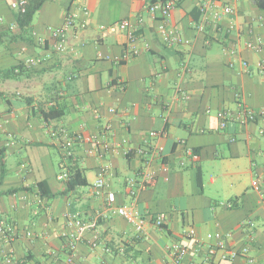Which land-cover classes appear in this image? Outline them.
I'll use <instances>...</instances> for the list:
<instances>
[{"label":"crops","instance_id":"crops-1","mask_svg":"<svg viewBox=\"0 0 264 264\" xmlns=\"http://www.w3.org/2000/svg\"><path fill=\"white\" fill-rule=\"evenodd\" d=\"M17 1L0 0V72L20 70L0 74V224L12 229L0 232V264H65L70 214L87 225L74 264H172L175 243L188 249L183 264H204L207 236L217 232L231 233V248L249 247L253 264H264V195L252 188L255 178L264 181V116L247 122L243 113L264 109V51L246 47L264 41V0H180L166 24L178 39L171 45L141 0H46L26 32ZM225 5L234 13L197 30L202 7L211 17ZM69 15L86 28L69 29V49L59 53L48 29ZM124 20L130 30H110ZM130 48L138 55L123 61ZM221 111L236 116L226 128ZM55 128L109 147L88 155L91 146H83L66 160L51 138ZM156 148L169 171L155 161L136 206L144 217L164 215L166 224L139 235L117 209L133 202L127 182L139 176L141 151ZM73 166L88 185L68 191L58 177ZM105 167L106 187L98 190ZM40 182L54 198H41Z\"/></svg>","mask_w":264,"mask_h":264},{"label":"built area","instance_id":"built-area-1","mask_svg":"<svg viewBox=\"0 0 264 264\" xmlns=\"http://www.w3.org/2000/svg\"><path fill=\"white\" fill-rule=\"evenodd\" d=\"M143 3H146L149 13L155 19H161L162 25L160 30L163 33L164 41L168 44H173L176 42V38L170 35L167 31L166 24L169 22L173 12L176 10L180 0H159L151 2V0H141ZM29 2L28 0H18L17 9L20 15H24L27 12ZM86 9H84L85 11ZM86 12V11H85ZM201 12L203 14L202 20L197 23V30L204 32L207 26L210 23L217 22L223 16H229L234 13V9L225 5L221 10H215L213 15L210 17L208 14V7H202ZM78 26L81 29L86 28L85 24H77L75 16L69 15L64 22V25L61 27H50L48 31L51 34L52 47L55 51L59 53H65L69 49V42L67 32L69 29ZM132 28V25L128 20H124L117 25H114L110 28L111 31H127ZM129 41L130 45L134 44L138 39L137 30L134 28L129 32ZM188 43V42H187ZM246 47L254 52L264 51V41L258 39L256 42H250L246 44ZM139 51L135 48H130L126 51L123 56V61H128L132 57L138 55ZM37 61L36 63H39ZM32 65L35 63L32 62ZM244 67L247 69L249 65L247 62L243 63ZM263 73L264 70L261 69ZM243 113L247 122H255L258 118L264 116V109L259 111L252 110L250 108H244ZM218 117L221 121V127L226 128L228 121L236 118L233 112L230 111H221L218 114ZM106 128V127H105ZM108 129V128H107ZM108 131V130H107ZM264 133V131H263ZM151 137H157V132H152ZM51 138L57 143L63 153V156L66 160H76L78 158L79 148L83 146H91V149L87 151L88 155H95L98 149H108V144L103 141H99V138L96 136L86 135L82 133H71L66 128H55L51 132ZM163 148H156L151 151V153H146L141 151V155L144 156L143 167L139 173V176L135 179H130L127 184L131 189L133 202L128 206H122L117 209V213L124 217L135 229L137 234H145L146 229L149 225H152L158 229H163L166 224V218L164 215H158L155 217H144L140 214L137 206L136 199L139 191L147 189L153 182L155 178V173L152 171V166L155 161L160 159L161 169L164 172H168V166L163 165ZM99 157H102L99 155ZM107 171V167L102 168L101 178L98 179L96 183V188L102 190L106 187L103 175ZM69 173L62 172L58 179L61 181L69 180ZM253 190L264 195V181L260 177H257L252 182ZM111 201V200H110ZM229 208H233L232 203H228ZM69 224L74 228V232L66 235L67 249L69 252L68 259L65 264H74L73 252L76 250V247L84 239V234L87 231V225L84 220L79 216V214H70L68 216ZM7 231L12 232L11 228H7L3 223L0 224V232L6 234ZM189 237H194L196 232L194 229H190L187 233ZM231 233H222L217 232L209 234L207 240L209 241L208 247L206 250V256L204 259V264H217L219 262H233L240 257L246 258L249 264L254 263V258L251 255V250L249 247H243L241 249L231 248L229 246V240L231 239ZM96 245H94L95 247ZM169 255L172 258V264H183L184 260L188 254V249L180 244L175 243L168 247Z\"/></svg>","mask_w":264,"mask_h":264},{"label":"trees","instance_id":"trees-1","mask_svg":"<svg viewBox=\"0 0 264 264\" xmlns=\"http://www.w3.org/2000/svg\"><path fill=\"white\" fill-rule=\"evenodd\" d=\"M46 0H29V6L27 9V12L24 15H19L18 16V24L19 27L22 29L23 32H26L33 20L35 15L37 14V12L41 9L42 5L45 3ZM22 32V33H23ZM17 70L19 71L18 73H20L19 68H12L3 72H0L1 75H3V77L5 78H11V77H15L17 75ZM59 115V114H57ZM57 115H53V111H51V113L48 115L49 117H59ZM5 173V163L2 161V175ZM69 180L67 181V188L68 191L74 190L78 187H85L88 185V181L84 175V171L81 170L80 168H78L77 166H73L70 168V172H69ZM3 178V176H2ZM37 189L39 190L40 196L41 198H54L55 195L52 194V191L50 189V187L48 186L47 182H40L37 184ZM22 191H31V189L28 188H23L21 189ZM17 191L19 190H12L10 192H8L7 194H14L17 193ZM64 195V194H63Z\"/></svg>","mask_w":264,"mask_h":264},{"label":"rangeland","instance_id":"rangeland-1","mask_svg":"<svg viewBox=\"0 0 264 264\" xmlns=\"http://www.w3.org/2000/svg\"><path fill=\"white\" fill-rule=\"evenodd\" d=\"M55 154H56V155H55V156H56V158H59V155H58V153H57V152H55Z\"/></svg>","mask_w":264,"mask_h":264}]
</instances>
